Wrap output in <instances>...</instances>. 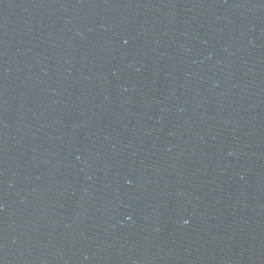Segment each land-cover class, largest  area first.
<instances>
[{"label":"water","instance_id":"95a60500","mask_svg":"<svg viewBox=\"0 0 264 264\" xmlns=\"http://www.w3.org/2000/svg\"><path fill=\"white\" fill-rule=\"evenodd\" d=\"M0 264H264V0H0Z\"/></svg>","mask_w":264,"mask_h":264}]
</instances>
